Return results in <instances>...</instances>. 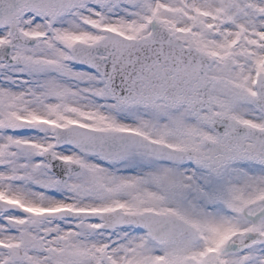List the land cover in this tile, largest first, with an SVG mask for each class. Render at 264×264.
I'll return each instance as SVG.
<instances>
[{
	"label": "snow or ice",
	"instance_id": "snow-or-ice-1",
	"mask_svg": "<svg viewBox=\"0 0 264 264\" xmlns=\"http://www.w3.org/2000/svg\"><path fill=\"white\" fill-rule=\"evenodd\" d=\"M0 264H264V0H0Z\"/></svg>",
	"mask_w": 264,
	"mask_h": 264
}]
</instances>
